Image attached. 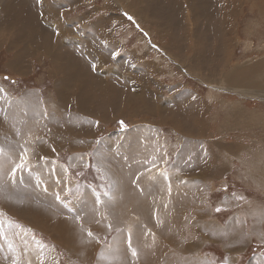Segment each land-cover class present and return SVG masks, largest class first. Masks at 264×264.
I'll list each match as a JSON object with an SVG mask.
<instances>
[{"label": "rangeland", "instance_id": "obj_1", "mask_svg": "<svg viewBox=\"0 0 264 264\" xmlns=\"http://www.w3.org/2000/svg\"><path fill=\"white\" fill-rule=\"evenodd\" d=\"M33 1L62 4V14L55 15L56 23L52 25L54 35H63L66 48L89 52L92 56L85 52L88 62L94 64L96 60L95 74L121 86L115 94L102 100L104 110L114 103L130 106L134 102L138 108L131 118L108 115L100 129L97 127L83 135L66 133L54 153H42L38 147H31L26 168L21 171L33 173L37 181L23 176L21 182L7 184L9 170L4 167V159L13 163L12 167L20 161H14L16 154L0 156V221L20 225V228L4 229L5 238L0 239V264H11L13 252L8 249V243L13 245L22 264H40L41 250L36 241L45 245L44 264H128L129 259L131 264H145L148 259L154 264L158 261L159 264H202L205 255L198 250L202 248L199 244L211 243L217 234L214 227L194 223V254H189L182 246L191 241L192 209L194 216L198 210L203 214L217 213L219 217H213L222 223L229 220L233 210L248 223L254 216L261 217L264 211V70L261 69L264 67V0ZM64 4L77 5L69 10ZM57 9V13L61 11ZM223 10H230L233 16L228 18L226 14L228 32L222 39L219 34L211 35L209 29L212 31ZM186 29L194 31L193 46L175 47L173 42L182 37L190 41L187 35L190 32L185 33ZM226 49L230 50L229 55H224ZM174 51H185L188 58L194 52L193 72L180 61L176 62ZM258 63L263 67L253 68ZM5 64V52H0V70L6 69ZM40 65L34 67V74L29 77L17 76L8 68L0 72V80L5 81L12 93L38 87L47 98L53 81L43 68H48L49 63ZM238 79L242 81L240 84L236 83ZM191 94L193 97L186 99ZM144 97L147 111L151 112H138ZM178 114L182 115L181 122ZM127 130H132L134 141ZM144 139L153 146L150 156L155 160L167 151L163 159L166 168L161 171H169L177 160L186 163L181 176L194 173V190H186L191 198L184 199L185 184H182L181 197L171 198L167 188L166 216L161 214L159 220L163 223L154 224L160 238L166 234L163 229L167 222L166 248L160 250V256L152 250L137 252L136 257L130 253L127 257L126 241L118 245L113 241L115 228L109 215L113 205L116 210L119 204L123 211L129 206L123 199L126 196L121 185L114 184L119 180L120 164L116 165V160L120 157L123 161V157L126 160L129 156L125 155L127 148L122 145L142 148ZM133 154L137 156L138 152ZM119 174L124 180L132 176L126 170ZM39 185L42 193L36 188ZM68 189L71 191L66 196ZM93 190L101 194L108 192V196L102 195L104 203L97 205L98 210L93 209L96 206ZM46 193L51 195L50 199H46ZM57 193L63 200L71 201V206L78 210L76 214L81 216L80 221L55 199ZM234 193L244 200H236ZM140 205L136 202V207ZM217 207L221 208L220 212L215 211ZM100 211L101 215L95 217ZM184 218L188 219L187 224ZM87 231L93 236L88 237ZM165 239L160 238L163 247ZM255 243L259 245L255 253L261 252L264 244ZM208 246L215 247L217 264L216 256L222 250L216 244H209L206 249ZM249 247L238 264L250 257ZM221 262L225 264L223 257Z\"/></svg>", "mask_w": 264, "mask_h": 264}, {"label": "crops", "instance_id": "obj_2", "mask_svg": "<svg viewBox=\"0 0 264 264\" xmlns=\"http://www.w3.org/2000/svg\"><path fill=\"white\" fill-rule=\"evenodd\" d=\"M45 1L49 2L50 0ZM76 5L64 4V8L71 10ZM58 7L61 11L57 13ZM62 7V4H37L33 0L0 1V52H5V65L7 66L6 69H2L0 72H4L9 68V71L17 76L29 77L34 74L35 66L39 67L40 64L46 62L49 63V66L48 68L43 66L44 72L53 81L47 98H45L38 87L24 88L20 93L15 94L9 91L5 81L0 80V89L3 90V92H0V150H2L0 156L2 157L10 155V153L16 154L17 158L13 157L14 161H20L21 153L24 152L25 148H27V152H30L33 146L41 149L42 153H54L56 145L66 137V133L70 135V132H72L76 135H83L97 127L100 129L103 120L107 119L108 115L120 118H131V116L136 115L135 109L138 107L134 105V102L130 106L114 103L104 110L102 100L115 94L121 86L116 82L104 80L101 76L95 74L97 67L93 70V64L87 60V54L92 56L89 52H80L79 49L71 47L66 48L63 45V35L57 37L54 35L52 25L56 23L55 15L62 14ZM64 23L65 21L59 22L60 25ZM185 33L190 36V41L181 36L180 40L173 42L175 47L190 49L193 46L191 35H194V31L186 29ZM174 52L176 62L179 63L180 61V64L187 66L189 72H193L194 52L191 58H188L185 51ZM229 54L230 50L226 49L224 55ZM97 97H99V101L96 100ZM192 97L191 94L186 99ZM146 103L147 100L144 97L142 107L138 112H151L147 111L149 107L145 106ZM44 113H47V115L45 116ZM180 116L181 122L182 115ZM126 132L131 141H134L132 130ZM37 137L40 139H37ZM116 142H118V139ZM122 146H126L125 155L129 156L126 160L123 157V161L120 157H117L116 165L117 163L120 164L117 167L119 172L126 170L132 176L130 179L124 180L118 172L119 180L114 183L121 185V188L120 186L119 188L122 189V192H125L126 196L123 199L127 200L129 206L126 211H123L119 208L115 210L113 205L110 213L112 228H115L113 241H116L117 245L120 241H126L127 248L123 245L122 247L126 249L127 257H129L131 253L129 233H131L133 249H137V252L142 251V254L153 250L155 254L160 256V250L166 248V236L164 235L167 234V222H164L163 229L166 234L160 237L162 240L165 239V247L160 242L158 233H156L157 226L154 224L161 214L166 216L164 206L167 200V188H169V185L171 186V198L181 197L183 193L182 184H185L183 198L190 199L191 194H188L186 190H194V173H191L188 177L181 176L186 163L179 160L172 164L169 171L167 169L161 171V168H166L163 159H165L167 151L160 153L159 160H155V157L150 156L153 146L149 143V140L148 142L145 139L142 141V148L133 144ZM135 151L138 152L137 156L133 154ZM177 151L179 150L176 149ZM74 156L78 160L77 155L74 154ZM4 160H6L4 167L11 170L10 167L13 163L9 164L7 159ZM113 160L115 162V158ZM71 161L74 163V160L71 159ZM131 162H133L132 166ZM128 163L129 165H127ZM172 169L175 171L171 172ZM8 173L10 172H7V175ZM17 174L18 176L14 178L15 181L21 182L23 176H27L26 180L37 181L33 179L34 174L31 172L22 173L21 170H18L15 175ZM165 176L168 179H164ZM5 182L9 184L13 182V178L7 177ZM205 183L208 184V180ZM132 188L134 191L131 190ZM117 196L119 197V194ZM114 198L115 196H113ZM15 200L19 202L17 198ZM136 202L142 203L143 208L136 207ZM100 213H97L96 217H99ZM213 216L219 217L217 213L203 214L200 210H198L197 216H194V209H192V219L190 221L191 241L182 246L189 254H194V223L214 227L217 239L212 238L211 243H207L205 246L199 244L202 248H198V250L205 255V261L202 264H216L215 255L212 251L213 247L208 246L206 249L209 244L219 246L223 252L225 264H238V260L245 255L252 242L256 241L264 244V218L254 216L252 221L248 223L240 213H235L234 210L229 216V220L224 223ZM237 218L242 220V224L236 223ZM184 221L187 224L188 219ZM232 227H235V229L230 231ZM149 230L150 234L145 235V233H149ZM220 232H226L227 235H219ZM151 233L155 234L154 240ZM198 240L199 237L195 239L196 242ZM260 251L249 255L250 257L243 264H264V248ZM121 255H117V258H121ZM159 263L160 261H158ZM128 264H131L130 259ZM145 264H154V262L148 259Z\"/></svg>", "mask_w": 264, "mask_h": 264}, {"label": "snow or ice", "instance_id": "obj_3", "mask_svg": "<svg viewBox=\"0 0 264 264\" xmlns=\"http://www.w3.org/2000/svg\"><path fill=\"white\" fill-rule=\"evenodd\" d=\"M129 19H131V17H129ZM93 67V70L96 69V65L93 64L92 65ZM0 92H3L2 89H0ZM44 115L46 116L47 113H44ZM121 124V128H124L125 125L123 123V121L120 122ZM37 139H40L39 137H37ZM2 151V150H0ZM27 148H25L24 152L21 153V157H20V162L19 163H15L14 167L11 168V171L10 173H8L9 177L10 178H13V182H15L14 180V177H15V174L17 173L18 170H22V169H25L26 168V163H27ZM41 159H45L44 157H41ZM66 171V170H65ZM161 175H163L161 173ZM139 178V177H138ZM164 179H168V177H164ZM57 183H59V181H57ZM71 191L70 189H68L66 192H65V195L67 196L68 192ZM94 191V195H95V203L96 205H101L102 203H104V201L102 200V195L103 196H108V192H104L103 194L101 193H97ZM169 194H171V186L169 185ZM235 199L238 200V201H243L244 200V197L242 196H238L236 195L235 193L233 194ZM55 199L60 202L61 204H63V207L65 209H67V211L69 213H73L75 215V219L77 221H80L81 220V216L79 214H76L77 213V209H75L74 207L71 206V201H68V200H63L61 195L59 193L55 194ZM165 208H167V204H165L164 206ZM216 212H220L221 211V208L217 207L215 209ZM260 216L262 218H264V211H261L260 213ZM163 221L162 220H157V224L158 226L160 224H162ZM236 223H241V221L237 218L236 219ZM6 227H16V228H20V225H15L13 224L11 221L9 222H4V221H0V239H4L5 236H4V229ZM109 229H111V225L109 224L108 225ZM150 234V230H149V233H145V235H148ZM151 235L153 236V240L155 239V234L154 233H151ZM219 235H227L226 232H220ZM87 236L88 237H92L93 236V233L91 231H87ZM36 245L37 247L41 250V254H40V264H44V257H43V249L45 247V245L43 243H41L40 241H36ZM8 249L13 252V255L11 257V264H22V261L20 259V257L18 255L15 254V249L13 248V245L11 243H8ZM129 249H131V254L133 257H136L138 255L137 251L135 249L132 248V245H131V233H129ZM27 251V250H25ZM30 264V262H29Z\"/></svg>", "mask_w": 264, "mask_h": 264}, {"label": "bare ground", "instance_id": "obj_4", "mask_svg": "<svg viewBox=\"0 0 264 264\" xmlns=\"http://www.w3.org/2000/svg\"><path fill=\"white\" fill-rule=\"evenodd\" d=\"M150 1V0H149ZM152 2V1H151ZM162 2V1H161ZM214 4H217V3H214ZM228 11H230V10H223L222 11V14L219 16V18H217L216 20H217V22H214V19H211V18H209L211 21H213L214 22V25H213V27H212V31L209 29V31H210V33H211V35L212 34H219V36L220 37H222V39L226 36V34H227V32H228V28L226 29L225 28V24H226V14H227V16H228V18H230L231 16H233L232 15V13L231 12H228ZM235 12V11H234ZM228 25V24H227ZM230 29V28H229ZM217 47V46H216ZM218 56V55H217ZM261 63V62H260ZM260 63H258L256 66H254L253 68H259V67H263L262 66V64H260ZM262 70H264V67L263 68H261ZM245 73V75L246 74H248V73H246V72H244ZM233 78H234V76H233ZM238 78V77H237ZM263 82H264V80H262ZM240 82H242L240 79H238L237 81H236V83L237 84H240ZM238 86V85H237ZM23 127V126H22ZM11 135V134H10ZM11 142H12V140H10ZM19 148V147H18ZM0 158H2V157H0ZM2 164V163H1ZM41 165V164H40ZM38 167V166H37ZM45 167V166H44ZM11 168V167H10ZM9 172H10V170H9ZM38 174V173H37ZM3 179V178H2ZM43 181V180H42ZM4 182V181H3ZM33 182V181H32ZM44 184H45V182H43ZM15 184V183H14ZM42 184V183H41ZM43 184V185H44ZM120 185V184H119ZM16 186V185H15ZM34 186H36V184L34 185ZM37 188V190L40 192V189H41V187H40V185L38 186V187H36ZM47 187H46V185H45V188H44V190L46 189ZM49 190V189H48ZM37 192V191H36ZM20 193V192H19ZM32 193V192H31ZM38 193V192H37ZM40 193H42V192H40ZM46 194H48V193H46ZM35 196H37V195H35ZM34 196V197H35ZM39 196V195H38ZM42 196V195H41ZM29 198V197H28ZM42 198V197H41ZM51 198V195H47V197H46V199H50ZM32 198L30 197V200H31ZM35 199V198H34ZM39 199V198H38ZM114 199H116V198H114ZM1 200H2V198H1ZM25 201V200H24ZM51 201V200H50ZM27 202V201H26ZM25 202V203H26ZM38 202V201H37ZM36 202V203H37ZM85 202V201H84ZM152 202H154V201H152ZM43 203V202H42ZM47 203V202H46ZM157 203V202H156ZM39 204V203H38ZM25 205V204H24ZM151 205V204H150ZM43 206V205H42ZM45 206V205H44ZM91 206H93V205H91ZM143 204L142 205H140V206H138L139 208H143ZM109 207V206H108ZM83 208V207H82ZM89 208V207H88ZM111 209L109 210V212L111 213V210H112V208L113 207H110ZM117 208H119L120 210H123L121 207H120V205L118 204L117 205ZM44 209V208H43ZM93 209L94 210H98V206L96 205L95 207L93 206ZM145 209H147V208H145ZM24 211V210H23ZM27 211V210H26ZM84 212H85V210H84ZM93 212V211H92ZM99 212V211H98ZM108 212V211H107ZM60 213H62V212H60ZM32 214V213H31ZM101 214V213H100ZM82 215V214H81ZM94 214L92 213V216H93ZM110 215V214H109ZM116 215V214H115ZM65 216V215H64ZM59 217V216H58ZM83 217V216H82ZM96 217V216H95ZM39 218V217H38ZM84 218H85V215H84ZM126 218V217H125ZM95 219V218H94ZM119 219V218H118ZM33 220V219H32ZM62 220V219H61ZM112 222V221H111ZM76 232V231H75ZM59 237V236H58ZM123 238V237H122ZM118 240V239H117ZM134 243H136L135 241H134ZM137 244V243H136ZM132 245V244H131ZM134 246V245H133ZM123 250V249H122Z\"/></svg>", "mask_w": 264, "mask_h": 264}, {"label": "trees", "instance_id": "obj_5", "mask_svg": "<svg viewBox=\"0 0 264 264\" xmlns=\"http://www.w3.org/2000/svg\"><path fill=\"white\" fill-rule=\"evenodd\" d=\"M258 247H259V245H257V243L252 242V244L250 245L249 250H248V256L251 255L252 253L256 252L258 250ZM214 248H212V251H213ZM263 248H264V246L261 247L260 250L263 249ZM222 257H223V252L221 251V255L218 256V257L216 256V262H217V264H222V262H221V258Z\"/></svg>", "mask_w": 264, "mask_h": 264}]
</instances>
